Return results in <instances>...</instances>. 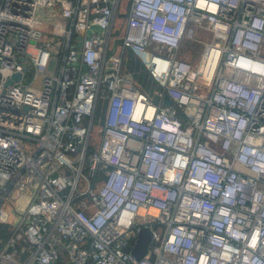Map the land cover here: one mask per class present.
Masks as SVG:
<instances>
[{
  "label": "built area",
  "instance_id": "2783aa9c",
  "mask_svg": "<svg viewBox=\"0 0 264 264\" xmlns=\"http://www.w3.org/2000/svg\"><path fill=\"white\" fill-rule=\"evenodd\" d=\"M0 222V264H264V0H0Z\"/></svg>",
  "mask_w": 264,
  "mask_h": 264
},
{
  "label": "trees",
  "instance_id": "16d2710c",
  "mask_svg": "<svg viewBox=\"0 0 264 264\" xmlns=\"http://www.w3.org/2000/svg\"><path fill=\"white\" fill-rule=\"evenodd\" d=\"M121 3L125 4L124 0H121ZM124 16H125L124 11L119 10L113 18L112 27L109 36L108 48H107L108 52L112 48H116L120 43V34L123 28ZM194 44L198 45V42L188 41L187 43H185L183 47L184 48L189 47V51L196 52V47H194ZM183 47L181 49H183ZM120 66H121V70L130 73L131 78L134 80L135 84L140 90L145 92L152 99L156 98L154 94V90L158 88L156 81L149 75L147 69L142 64L140 59L136 56V54L128 47H125L122 50ZM103 105L104 102L102 100H99L94 108V113L91 121L92 130L87 140L86 149H85L86 152L92 148L93 142L97 138L94 129L99 123L98 116L102 111ZM8 226L9 224L7 222H0V238L7 235ZM17 244L20 245L19 242H17ZM84 264H89V261H86Z\"/></svg>",
  "mask_w": 264,
  "mask_h": 264
},
{
  "label": "water",
  "instance_id": "95a60500",
  "mask_svg": "<svg viewBox=\"0 0 264 264\" xmlns=\"http://www.w3.org/2000/svg\"><path fill=\"white\" fill-rule=\"evenodd\" d=\"M21 58V57H20ZM23 68H25V66H23ZM19 75L18 71H14L12 72L5 80H4V84L7 82H10L11 79L13 78H17ZM163 102L165 103H170V98L168 97L167 94H164L163 96ZM148 236H149V232L148 229L144 226L140 227L137 232H136V237L130 247V251L131 253H133V255L135 257H140L145 249H146V243L148 240Z\"/></svg>",
  "mask_w": 264,
  "mask_h": 264
},
{
  "label": "rangeland",
  "instance_id": "374dc122",
  "mask_svg": "<svg viewBox=\"0 0 264 264\" xmlns=\"http://www.w3.org/2000/svg\"><path fill=\"white\" fill-rule=\"evenodd\" d=\"M124 5H125V8H126V6H127V3H128V0H126V2H125V0H124ZM208 32L206 33V36H201V39L202 40H205V39H207L208 38ZM201 45H202V42L200 41V42H198V45H195L194 44V47H196V51H197V53L200 51V48H201ZM188 50H189V48H188ZM183 56V57H187V58H189V59H191V57L189 56L190 54L185 50V49H180V51L178 52V56ZM197 55V54H196ZM193 60V59H192ZM193 62V61H192ZM120 72L121 73H128L129 75H130V73L129 72H127V71H123V70H121V66H120ZM102 111H103V108H102ZM102 111L100 112V115H101V113H102ZM8 208H9V205H8ZM10 229V227L8 226V230ZM19 239H18V242L20 243V244H25L26 242L24 241V239H22L21 237H18Z\"/></svg>",
  "mask_w": 264,
  "mask_h": 264
}]
</instances>
